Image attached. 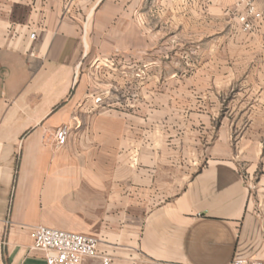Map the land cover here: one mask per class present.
<instances>
[{"label":"crops","instance_id":"0c3cea01","mask_svg":"<svg viewBox=\"0 0 264 264\" xmlns=\"http://www.w3.org/2000/svg\"><path fill=\"white\" fill-rule=\"evenodd\" d=\"M202 1L209 23H237L242 0ZM251 1L257 28L217 33L206 85L220 99L195 111L180 95L195 69L165 83L157 28L193 24L197 0H0V264H46L37 226L96 238L109 264L264 263V0Z\"/></svg>","mask_w":264,"mask_h":264},{"label":"rangeland","instance_id":"374dc122","mask_svg":"<svg viewBox=\"0 0 264 264\" xmlns=\"http://www.w3.org/2000/svg\"><path fill=\"white\" fill-rule=\"evenodd\" d=\"M250 3L257 13L260 14L259 18H254L250 14H247L246 4ZM205 2L197 0L196 9H194L195 17L194 23L190 25L183 24H169L164 23L158 25L157 30L161 31L162 40L161 45L164 48L162 62L164 65V80L165 83L170 82L172 75V68L179 66H187L189 64L195 69V81L196 87L193 88H181L180 95L187 97L188 94L192 101L195 102V111H204L207 108V97L210 107L213 106V100L218 102L220 97L217 93V88H207V76L210 78L211 72H207V61L211 59L208 52L210 46H214L217 42V33L226 29L228 31H241L243 33H252L257 28V23L262 18V13L259 12L251 0H242L236 5L235 17L236 24H229L228 26H221L218 24H211L207 21V10ZM239 9V10H238ZM242 9V10H240ZM190 11V10H189ZM186 12V13H185ZM188 10H180V15L187 14ZM155 14L156 10L151 11L150 14ZM159 15V13H158ZM245 16L250 24V29H245L244 25L240 21V17ZM178 34L179 36L175 34ZM171 34H173L172 37ZM193 34V36H192ZM194 37L193 41L188 42V37ZM156 56H149L148 64L155 65ZM150 73V72H149ZM120 74V73H119ZM178 74V73H176ZM180 77L183 75L182 71L179 72ZM123 73L120 74L123 77ZM170 87L164 88V95H169L168 91H172ZM232 88L224 90L223 99L229 100L232 95ZM209 94V95H208ZM215 95V96H214ZM155 104L149 105V110L155 109ZM166 106V105H165ZM171 105H169L170 107ZM226 103H223V108ZM219 108V107H218ZM222 109V107H221Z\"/></svg>","mask_w":264,"mask_h":264},{"label":"built area","instance_id":"2783aa9c","mask_svg":"<svg viewBox=\"0 0 264 264\" xmlns=\"http://www.w3.org/2000/svg\"><path fill=\"white\" fill-rule=\"evenodd\" d=\"M247 14L259 18L250 3L246 4ZM240 21L245 29H250L247 17L241 16ZM100 99H96L99 103ZM68 130L66 127L58 128L55 139L58 146L66 142ZM32 249L44 253L46 264H82L86 259L101 258L103 264H109V259L100 256L99 241L84 234L55 230L44 226L34 227L30 233ZM231 264H264L251 259H234Z\"/></svg>","mask_w":264,"mask_h":264}]
</instances>
